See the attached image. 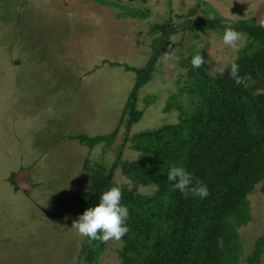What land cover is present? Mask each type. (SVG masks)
Listing matches in <instances>:
<instances>
[{"label": "rangeland", "instance_id": "rangeland-1", "mask_svg": "<svg viewBox=\"0 0 264 264\" xmlns=\"http://www.w3.org/2000/svg\"><path fill=\"white\" fill-rule=\"evenodd\" d=\"M102 5L87 0H0V264H82L85 237L72 228L80 215L75 195L90 180L84 161L110 166L125 141L121 127L114 143L94 148L70 136L111 133L119 123L126 101L134 89L135 72L121 65L144 67L154 39L149 36L158 23L206 20L205 5L212 6L223 23L264 20V0H106ZM129 6L146 17L121 19L117 14ZM200 4V5H199ZM13 17H15L13 19ZM179 31L157 63L149 83L138 95L141 121L130 136L178 121V113H165L173 94H180L186 70L179 63L193 46L212 75L222 72L245 46L241 35L236 48L225 46L214 31ZM181 30V31H180ZM110 62L120 66H111ZM156 102L146 106V99ZM140 156L126 144L123 160ZM30 170L32 191H15L12 174ZM14 181V180H13ZM115 185L133 188L118 169ZM143 194L153 187H137ZM252 221L240 228L245 254L264 234V195L257 187L249 196ZM121 241L106 243L98 264H119ZM246 256V255H245ZM244 258V256H243ZM245 260V259H244ZM243 264V263H241ZM264 264V263H263Z\"/></svg>", "mask_w": 264, "mask_h": 264}, {"label": "trees", "instance_id": "trees-1", "mask_svg": "<svg viewBox=\"0 0 264 264\" xmlns=\"http://www.w3.org/2000/svg\"><path fill=\"white\" fill-rule=\"evenodd\" d=\"M87 1L110 4L106 0ZM202 4L206 7V20L190 19L196 13L193 9L183 23L171 14L168 21L152 27L149 36L162 35L154 39L153 53L144 67L121 65L126 71L135 72L137 79L116 128L106 135L69 137L91 149L100 144L110 147L121 127L126 129L124 145L110 166L84 161V173L90 183L84 192L75 195L78 204L75 215H82L98 203L102 192L116 186L114 177L118 169L134 185L121 190V203L129 211L130 231L120 240L119 264L264 263V234L245 254L239 233L240 228L252 221L249 196L257 187L264 195V20L251 18L225 24L212 6ZM113 6L123 8L119 9L118 18L146 17L129 6L118 3ZM0 7L6 14L4 4L0 3ZM179 26L182 32L191 31L195 38L206 30L222 36L225 28L231 27L246 38V44L223 74L215 75L210 73L206 62L193 69L191 59L200 54L193 46L188 58L179 63L186 70V79L178 89L187 100L173 94L165 109V113L177 112L178 121L130 136L133 125L144 114L137 107L139 92L151 80L160 56L170 49L171 38ZM233 62L239 65L241 84H236L229 75ZM110 65L120 66L112 62ZM145 102L150 106L156 97L150 96ZM126 144L140 156L123 160ZM177 163L193 174L194 183L207 185L206 199L173 191L167 183V171ZM8 181L13 182L15 191L21 190L13 174ZM139 186L153 187V192L139 193ZM106 243L85 237L80 255L82 264H98Z\"/></svg>", "mask_w": 264, "mask_h": 264}, {"label": "clouds", "instance_id": "clouds-1", "mask_svg": "<svg viewBox=\"0 0 264 264\" xmlns=\"http://www.w3.org/2000/svg\"><path fill=\"white\" fill-rule=\"evenodd\" d=\"M240 39L241 34L238 31L231 27L225 28L222 35V43L225 46L236 48ZM204 62L201 54H196L191 59L193 69L200 68ZM229 75L236 84L242 83L237 63L231 64ZM167 183L171 185L173 191L178 190L186 197L193 195L200 199H206L209 196L207 185L200 181L194 183L193 174L182 163L173 164L168 168ZM121 201V188L119 186L110 187L100 194L99 201L95 206L89 207L78 217V220L74 221L72 228L90 241L121 240L130 231L127 226L128 207Z\"/></svg>", "mask_w": 264, "mask_h": 264}, {"label": "water", "instance_id": "water-1", "mask_svg": "<svg viewBox=\"0 0 264 264\" xmlns=\"http://www.w3.org/2000/svg\"><path fill=\"white\" fill-rule=\"evenodd\" d=\"M13 178L15 179L17 185L20 187L21 190L29 192L34 189L33 185L29 183V169H23L21 172L14 174Z\"/></svg>", "mask_w": 264, "mask_h": 264}, {"label": "flooded vegetation", "instance_id": "flooded-vegetation-1", "mask_svg": "<svg viewBox=\"0 0 264 264\" xmlns=\"http://www.w3.org/2000/svg\"><path fill=\"white\" fill-rule=\"evenodd\" d=\"M29 181H30V179H29Z\"/></svg>", "mask_w": 264, "mask_h": 264}]
</instances>
